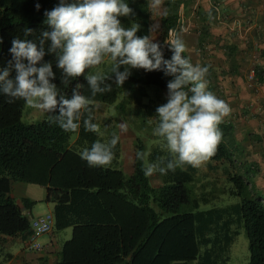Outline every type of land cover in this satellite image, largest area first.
<instances>
[{"label": "trees", "instance_id": "1", "mask_svg": "<svg viewBox=\"0 0 264 264\" xmlns=\"http://www.w3.org/2000/svg\"><path fill=\"white\" fill-rule=\"evenodd\" d=\"M135 11V16L121 17L124 27L133 23L140 25L137 36H149L150 13L147 1L126 0ZM39 3V11L35 4ZM58 0H0V69L9 66L12 55L9 49L14 38L27 39L34 43L44 41L45 56L39 63H51L59 95L71 98L73 90L88 97L94 103H114L121 92L130 94L134 107L132 114L142 124L155 117L157 105L143 102L147 91L133 86L123 90L124 85L115 83V74L105 75L99 86H112L111 92L96 93L93 97L85 73L68 78L65 84L62 69L57 65L58 53L49 52L51 41L43 36L50 31L45 23V10H51ZM137 3V4H135ZM144 3L143 7L140 5ZM187 0H166L160 17L159 41L165 59L172 53L168 50L177 34L183 18L182 9ZM207 25L199 29L207 32ZM203 39L199 40L201 45ZM185 56L186 52L183 54ZM188 57V56H187ZM142 71V79L129 76L130 82L166 88L172 79L163 71ZM121 71V70H117ZM122 72V71H121ZM259 80L260 73H257ZM77 85L79 87L77 88ZM209 90H212L208 86ZM131 102L124 98L118 107ZM23 100L8 102L0 96V237L23 235L30 229V217L22 209H30L33 202L11 196V182H25L45 187L47 202L54 204V229L71 227L70 239L63 242L57 264H225L230 243L243 227L247 240L249 259L247 264H264V197L256 192L250 175L254 166L241 158L234 135V125L223 119L219 128L222 140L216 154L209 160L223 161L230 168L228 180L234 186L238 202L224 206L200 209V201L208 199L197 196L194 191L196 178L188 169L180 166L167 175L157 171L154 175L160 184L154 186L150 176L141 171L142 164L155 163L157 168H166L172 161L170 153L154 145L147 151L146 143L135 139L132 171L128 177L118 168L121 143L110 166L92 168L81 159L80 153L96 140L107 141L113 127L102 132H85L83 124L76 132L66 133L47 117L36 123L21 120ZM98 124V121H93ZM118 135V134H117ZM151 138H148V140ZM160 138L153 137V141ZM152 140V139H151ZM143 150V161L136 159V152ZM236 225L235 228H232Z\"/></svg>", "mask_w": 264, "mask_h": 264}, {"label": "clouds", "instance_id": "2", "mask_svg": "<svg viewBox=\"0 0 264 264\" xmlns=\"http://www.w3.org/2000/svg\"><path fill=\"white\" fill-rule=\"evenodd\" d=\"M40 8L36 3L35 9ZM43 15L51 29L43 36L51 41L49 52L59 50L56 66L62 69L65 84L68 78L79 77L86 69L100 65L106 57L117 85H123L131 75L130 68L160 70L172 77L167 83V102L155 109L152 134L165 142L173 159L166 168H157L155 163L142 164L145 176L157 171L167 175L168 170L174 172L185 164L198 167L216 154L222 140L219 125L231 113V107L209 90L210 66L193 64L190 57L183 55L186 45L182 39L171 40L168 50L172 55L165 59L160 43L147 35L137 36L138 23L127 28L122 26L121 17L135 16L126 0H58ZM43 45V40L39 46L27 39L12 40L9 49L12 60L8 67L0 69V96L7 97L10 103L23 100L30 108L47 113L48 122L66 133L76 132L81 124L85 132L99 133V125L93 122L92 100L76 90L71 98L58 94L56 84L51 82L55 79L52 64L39 63L45 56ZM121 65L125 66L124 70L117 71ZM86 79L93 97L98 92L112 91L110 84L99 86L98 82L106 79L100 73L88 75ZM119 141L120 136L113 133L106 142H92L80 157L92 168L110 166ZM144 157L143 150L136 152L138 161Z\"/></svg>", "mask_w": 264, "mask_h": 264}, {"label": "crops", "instance_id": "3", "mask_svg": "<svg viewBox=\"0 0 264 264\" xmlns=\"http://www.w3.org/2000/svg\"><path fill=\"white\" fill-rule=\"evenodd\" d=\"M182 13L184 21L177 37L185 42L186 55L193 64L210 66L207 80L211 91L214 93V85L225 93L220 96L231 107L227 121L234 125L237 148L242 160L254 166L250 178L256 192L264 197V0H187ZM202 25L208 27L205 38L199 31ZM202 39L201 45L207 43L203 55L197 52ZM252 67L261 79L257 76L254 86L248 87L246 76ZM99 105L94 103L96 120ZM16 182H11L10 194L18 203L21 199L31 203L45 201L52 212L54 204L46 201L45 187ZM22 209L30 219L38 215L32 207ZM69 229L72 234L71 227L53 228L43 236L45 239L39 238L42 247L36 251L27 247L22 234L0 237V250L7 251V264H57L63 242L70 239L63 241L58 236L60 231ZM15 244H18L16 250Z\"/></svg>", "mask_w": 264, "mask_h": 264}, {"label": "rangeland", "instance_id": "4", "mask_svg": "<svg viewBox=\"0 0 264 264\" xmlns=\"http://www.w3.org/2000/svg\"><path fill=\"white\" fill-rule=\"evenodd\" d=\"M136 0H133L135 2ZM147 1L148 9L150 13V21H151V31H150V39L153 42L159 41V33H160V17L163 13L165 6L164 3L166 0H159V3L156 0H143ZM137 4V3H135ZM130 5V3H129ZM144 3L140 5L143 7ZM183 11V9H182ZM109 58L106 57L104 61L100 65L93 66L88 68L85 77L88 75H93L100 73L102 75H107L112 73L111 64L108 62ZM123 65L119 66L117 70H124ZM131 76L135 77V79H142V71L137 68H130ZM123 90H127L128 87L133 86L135 89H142L147 91V96L143 97V102L154 101V103L158 106L167 102V87L159 88L155 85H145L140 83H127L123 84ZM214 94L218 98H225L220 95H224V92L216 90L213 85ZM219 91V93H218ZM130 94L126 91L121 92L119 94L117 100L114 103L105 104L96 102L95 104H100L96 108L97 113V121L99 125L100 132H102V136L104 137L106 131L111 127L114 128L116 133L120 136V143L122 146L121 155H120V163L118 164V168H120L126 177H128L132 171V162L135 151V139L136 137H140L147 145V151L151 150L154 145L156 147L164 150L165 154H168V150L166 148L165 142L160 138L153 141L152 129L155 126V117H150L147 119V124H142L138 118H136L132 114L131 108L134 107V102L130 98ZM124 98L130 99L131 102L124 104V110L118 107V103H120ZM230 114L224 118L226 121ZM47 117V113L30 108L26 103H24L21 120L24 123H36L41 121L43 118ZM124 126L123 128L121 126ZM148 138H151L148 140ZM147 160V156L145 157ZM182 167L191 171L196 178V182L194 183V191L197 196L204 199H208L207 203L200 201V209H207L212 206H224L229 205L230 203H235L239 201V198L233 193L234 186L228 180V174L230 173V168L223 161L215 162L211 160L204 161L198 167H193L191 165H183ZM150 179L153 185H159L160 180L156 178L153 174L150 176ZM263 179V177H262ZM20 183V182H16ZM20 201V200H19ZM52 204V203H51ZM53 205V204H52ZM51 205V206H52ZM32 210L34 214H44L49 212L48 207L46 206L45 201H36L32 205ZM236 225H233L232 228H235ZM46 235V234H45ZM42 235L41 237H43ZM71 233L70 229L68 232L60 231L59 238L63 237V241L67 238H70ZM44 238V237H43ZM45 239V238H44ZM15 244L14 248L16 250ZM14 250V249H13ZM14 250V251H15ZM5 250H0V264H7L8 259ZM228 259L225 264H247L249 259L248 252V240L245 234V231L242 226L238 228V234L234 238V240L230 243L228 251H227ZM194 264V263H193Z\"/></svg>", "mask_w": 264, "mask_h": 264}, {"label": "built area", "instance_id": "5", "mask_svg": "<svg viewBox=\"0 0 264 264\" xmlns=\"http://www.w3.org/2000/svg\"><path fill=\"white\" fill-rule=\"evenodd\" d=\"M216 11H218V7H215ZM183 15V13H182ZM184 16L181 21V26L183 25ZM180 30V29H179ZM207 43L203 45H199L197 47V52L201 55L205 54L207 51L206 47ZM257 73L255 67H252L246 76L247 86L252 87L256 83ZM54 215L52 212H47L44 214H39L36 216L31 217L30 219V229L26 233V245L31 250H40L41 243L39 238L42 235L48 234L54 228Z\"/></svg>", "mask_w": 264, "mask_h": 264}]
</instances>
